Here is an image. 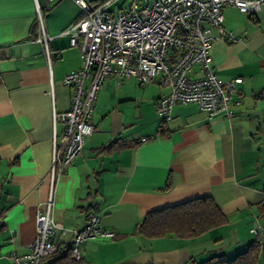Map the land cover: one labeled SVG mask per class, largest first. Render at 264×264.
I'll list each match as a JSON object with an SVG mask.
<instances>
[{"label":"crops","instance_id":"obj_1","mask_svg":"<svg viewBox=\"0 0 264 264\" xmlns=\"http://www.w3.org/2000/svg\"><path fill=\"white\" fill-rule=\"evenodd\" d=\"M37 1L52 37L51 75L35 41L34 0H0V264H10L12 252L29 251L35 216L51 190L53 220L67 231L63 243H70L71 231L90 213L103 230L115 233L114 239L86 241L82 264L232 259L254 239L251 228L259 225L264 236V9L249 16L225 7L223 29L237 40L218 38L211 46L217 80L242 79L241 104L232 118H209L196 105L184 104L162 122L155 104L167 88L158 81L140 87L133 78L107 77L92 112L95 131L52 183V114L70 108L73 90L62 80L82 67L79 45L70 46L62 32L80 18L81 9L75 0ZM106 3L108 10L114 0ZM215 35L220 37L219 31ZM63 128L57 125L58 136ZM114 141L116 147L101 151ZM168 180L170 188L163 191ZM203 197L214 200L227 224L193 239L134 233L148 212ZM55 243L60 252L57 238Z\"/></svg>","mask_w":264,"mask_h":264},{"label":"built area","instance_id":"obj_2","mask_svg":"<svg viewBox=\"0 0 264 264\" xmlns=\"http://www.w3.org/2000/svg\"><path fill=\"white\" fill-rule=\"evenodd\" d=\"M57 0H45L51 5ZM81 9L80 18L62 35L70 37V46L79 45L82 67L64 76L62 82L71 87L70 108L53 112V150L50 179L65 170L83 150L85 139L95 131L92 112L104 80L113 76L119 82L133 78L140 87L154 81L168 89L157 100L155 112L162 122L172 117L177 105L194 104L209 118L221 115L230 119L241 104L237 97L236 78L220 83L211 65L212 43L220 39L237 40L223 29L222 10L232 7L253 16L264 9V0H151L143 5L133 3L125 10L110 12L107 3L92 6L75 0ZM38 36L51 75L52 55L43 22L42 6L34 0ZM219 31L220 37L215 35ZM64 126L60 136L57 125ZM145 141V138L142 139ZM53 193H49L43 211L35 216V236L25 254L12 252L10 264H41L59 248L74 262L83 260L82 246L93 237L114 239L115 233L103 230L99 217L90 213L85 224L71 231L70 243H63L66 229L58 228L52 216ZM259 225L250 229L259 237Z\"/></svg>","mask_w":264,"mask_h":264},{"label":"trees","instance_id":"obj_3","mask_svg":"<svg viewBox=\"0 0 264 264\" xmlns=\"http://www.w3.org/2000/svg\"><path fill=\"white\" fill-rule=\"evenodd\" d=\"M108 0H97L102 5ZM37 25V23H36ZM149 138H145L148 141ZM117 141L105 146L101 151L116 147ZM170 188L169 180L163 191ZM228 218L222 213L211 197L193 199L181 204L154 209L148 212L135 227L134 233L148 239L174 236L180 239L197 238L206 232L227 224ZM254 237V236H253ZM47 264H82L74 262L67 253L56 251ZM264 262V236L254 237L246 249L232 259L225 255H215L209 259L192 264H259Z\"/></svg>","mask_w":264,"mask_h":264},{"label":"rangeland","instance_id":"obj_4","mask_svg":"<svg viewBox=\"0 0 264 264\" xmlns=\"http://www.w3.org/2000/svg\"><path fill=\"white\" fill-rule=\"evenodd\" d=\"M151 1V0H148ZM92 6H98L96 3L90 2ZM133 3H137L139 5H143L146 3V0H114V3L111 4L108 11L117 12L118 10H125L133 5Z\"/></svg>","mask_w":264,"mask_h":264}]
</instances>
